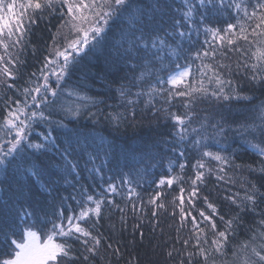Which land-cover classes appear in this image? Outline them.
<instances>
[{
    "label": "snow or ice",
    "instance_id": "snow-or-ice-1",
    "mask_svg": "<svg viewBox=\"0 0 264 264\" xmlns=\"http://www.w3.org/2000/svg\"><path fill=\"white\" fill-rule=\"evenodd\" d=\"M184 3L186 11L182 19L173 18L165 28L163 21L146 13L137 0H21L19 3L17 0L7 3L0 0V102L3 103L0 110V170L7 173L9 169L19 171L23 167L26 173L35 177L34 183L40 185L43 193L56 199L59 193L55 182H41L44 169L38 165L35 153L26 151L31 148L39 152L44 145L31 143L29 136L35 124L50 122L57 111L79 116L82 107L97 103L70 81L84 61L95 56L113 26L119 24L115 45L117 57L113 64L127 68L122 79L128 80V73L132 74L128 84H121L118 89L121 105L134 118V106L142 97L146 96V106L153 108L159 98L163 104L156 111L173 122L180 142L192 135L191 143L199 151L187 189L182 183L183 175H166L157 183L160 190L148 200L153 206L151 214L156 217L158 210L167 211L162 199L163 189H170L173 184L179 187V194L171 201V215L179 217L176 239L181 244L180 250L174 247L173 251L184 257L178 264H264V184L258 186L254 180H245L239 185L243 194L229 190L230 194L224 199L236 211L227 219L207 195L201 196L200 188L213 175L217 181L235 184L226 169L247 167L248 171L259 172L264 178V160L259 167L238 165L234 157L212 151V145L204 141L209 136L223 135L224 125L219 121L210 124L207 119H195L196 108L202 102L247 99L241 96L239 86L234 83V71L243 70L247 79L264 86V0H241L239 3L236 0H197V3L184 0ZM223 11H229L230 16L234 11V22H227L225 28L211 26L210 17ZM51 15L61 16L63 22L53 34L40 69L30 73L24 85H20L17 82L21 79L24 63L20 53L29 39L31 27ZM194 15H199L198 22L193 19ZM201 25L205 35L203 44L195 49H185L184 42L191 41L193 32L198 35ZM229 53L236 56L235 61H231ZM180 60L185 61L183 66ZM134 87L135 92L132 91ZM178 98L184 111H170L172 101ZM110 118L117 127L128 119L123 113L110 114ZM196 123H199L198 128L193 126ZM241 127L253 138L257 131L264 137V113H261L259 127L253 123ZM44 139L55 143L50 134ZM260 145H264V140ZM260 145L253 146L264 157V146ZM179 155L183 157L185 153L181 151ZM211 161L216 164L212 165ZM178 167L183 173L187 165L180 163ZM75 168L76 165L66 161L67 174ZM95 171L98 173L99 169ZM168 171L172 172L171 162ZM106 183L107 188H101L98 193L81 185L75 195L60 197L53 213L54 220H48L47 214L41 219L24 206L15 211L6 207L0 209V264H96L97 257L105 259V264H111L102 257V252L111 250L113 256L123 255L120 247H114L108 242L110 238L99 230L100 221L111 210L119 209L121 223L127 222L125 208L115 202L117 195L130 201L127 206L133 212L138 204L143 215L147 212L133 180L122 176L119 185ZM125 185L127 189L122 193L120 189ZM133 196L136 197L134 201ZM69 199L75 202V207L66 204ZM197 200H202L205 207L197 208ZM246 216H251V221L246 222ZM218 221L222 227L218 226ZM186 225L189 235L181 239L179 231ZM242 229L245 238L241 241ZM140 236L143 238L142 232ZM173 251L168 252L169 257L173 256ZM127 264H138V260L129 259Z\"/></svg>",
    "mask_w": 264,
    "mask_h": 264
},
{
    "label": "trees",
    "instance_id": "trees-1",
    "mask_svg": "<svg viewBox=\"0 0 264 264\" xmlns=\"http://www.w3.org/2000/svg\"><path fill=\"white\" fill-rule=\"evenodd\" d=\"M5 2H10V0H5ZM137 2L146 13L154 14L158 20H162L165 28L171 24L173 18L182 19L183 12L186 11L184 0H137ZM191 2L197 3V0H191ZM236 2L239 3L241 0H236ZM234 15H236L234 11L231 16L229 11L213 14L210 17L211 26L225 28L227 22H234L232 21ZM193 19L198 22L199 15H194ZM62 22L61 16L51 15L32 25L29 39L23 52L20 53L24 63L21 68V79L17 83L24 85L30 73L40 69L44 57L48 55L53 34ZM188 30H192L191 24L188 25ZM118 32L119 24L113 26V31L108 39L97 48L95 56L85 60L70 81V84L83 89L82 94L93 97L97 103L86 108L82 107L79 116L57 111L50 122L35 124L29 136L31 143L44 145L39 152L31 148L26 150L29 154L35 153L38 157V165L44 169L40 177L41 182L46 184L55 182L59 195L54 200L53 196L43 193L40 185L34 183L35 177L26 173L23 167L19 171L15 168L9 169L7 173L0 170V209L6 207L8 210L15 211L24 206L29 211H34L41 219L47 214L48 220H54L56 217L53 213L59 205L60 197L75 195L81 185L88 187L89 191L98 193L101 188H107L106 182L119 185L121 177L124 176L135 182L134 186L140 193L147 215L140 212L139 204L133 212L131 207L127 206L130 205V201L125 200L122 195L115 196V202L125 208L124 215L127 222L122 224L119 209H114L105 215L98 227L106 237L110 238L108 242L113 243L114 247H120L123 255L113 256L111 250H108V252H102V257H106L111 264H127L129 259L138 260V264H178V261L184 257L173 251L174 247L180 250L181 244L176 239L177 229L180 227L179 217L171 215L173 210L171 201L179 194V187L173 184L170 189L167 187L163 189L165 195L162 199L167 211L158 210L156 217L151 214L153 206L148 204V200L160 190L157 188V183L166 175H183L182 183L187 189L189 177L194 174L192 166L199 157V151L191 143L192 135L180 142L173 122L156 111V108L163 104L159 98L155 102L156 107L153 108L146 106L147 97H142L140 102L134 106L136 111L134 118L121 105L118 89L121 84H128V81L132 79V74L128 73V80L122 79L128 72L127 68L122 64H113L117 57L115 45ZM204 39L203 25H201L199 34L193 32L191 41L186 40L184 47L185 49L198 48L203 44ZM228 55L231 61H235L236 56L231 53ZM184 63V60H180L181 66ZM233 80L239 86L241 96L247 99L202 102L196 108L195 119L198 121L207 119L210 124L219 121L224 125L226 131L223 135L215 138L209 136L204 141L212 145V151H220L224 156L234 157L238 165L259 167L264 157L258 154L257 147L253 145H260L264 137H261L257 131L253 138L249 131H245L241 125L249 123L258 127L261 125V113H264V86L254 84L247 79L243 70L239 73L234 71ZM136 90L135 87L132 89L133 92ZM9 91L11 93V90ZM163 106L169 107L168 105ZM131 107L133 106H128V108ZM2 109L3 103L0 102V110ZM169 110L184 111L179 98L172 101ZM116 113H123L128 117L126 121L119 124V127L110 118V114ZM193 126L198 128L199 123ZM211 131L209 129V132ZM49 134L54 139V144L45 141L44 137ZM181 151L185 153L183 157L179 155ZM66 161L76 165L75 171L70 175L65 170ZM170 162L171 173L168 171ZM180 163L187 165L183 173L178 167ZM211 164L215 165L216 162L211 161ZM95 169H99V172L97 173ZM226 171L234 178L235 184L217 181L213 175L208 177L207 184L201 185L200 188L201 196L207 195L227 219L236 211L235 207L224 199L230 194L229 190L240 191L243 194V188L239 185L245 180H254L259 186L264 184V178L259 172L248 171L247 167L226 169ZM126 189L127 185L120 191L123 193ZM132 200H136V197L133 196ZM66 204H72L75 207V202L71 199L67 200ZM196 204L197 208L205 207L202 200H197ZM196 214L193 210V215ZM251 219V216L245 217L246 222ZM137 225L139 227H136ZM218 226L222 227L219 221ZM141 232L143 238L140 236ZM188 235L189 230L186 225L180 229L179 236L184 239ZM244 238L245 231L242 229L239 239L242 241ZM117 241H119L118 245ZM169 251H173L172 257L168 256ZM95 259L96 264H105V259L100 257Z\"/></svg>",
    "mask_w": 264,
    "mask_h": 264
}]
</instances>
